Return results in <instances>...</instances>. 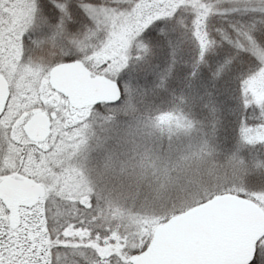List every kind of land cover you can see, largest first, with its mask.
I'll use <instances>...</instances> for the list:
<instances>
[{
	"label": "snow or ice",
	"instance_id": "6c2138e0",
	"mask_svg": "<svg viewBox=\"0 0 264 264\" xmlns=\"http://www.w3.org/2000/svg\"><path fill=\"white\" fill-rule=\"evenodd\" d=\"M0 82L16 113L0 111V178L44 185L35 224L0 204V264H216L198 255L231 213L264 212V0H0ZM107 176L153 196L122 201Z\"/></svg>",
	"mask_w": 264,
	"mask_h": 264
},
{
	"label": "water",
	"instance_id": "95a60500",
	"mask_svg": "<svg viewBox=\"0 0 264 264\" xmlns=\"http://www.w3.org/2000/svg\"><path fill=\"white\" fill-rule=\"evenodd\" d=\"M70 86L82 103L108 97V91L104 88L83 90L71 81ZM7 98V87L0 82V111L4 110ZM26 130L29 140L39 143L48 135V117L36 113L29 120ZM42 195L43 192L31 180H6L0 184V200L9 210L12 226L19 223L18 208L33 206ZM230 225L228 234L211 241L201 250L198 258L210 259L216 264H246V258L251 256L253 244L264 232L263 213L258 210L233 212L230 215Z\"/></svg>",
	"mask_w": 264,
	"mask_h": 264
},
{
	"label": "rangeland",
	"instance_id": "374dc122",
	"mask_svg": "<svg viewBox=\"0 0 264 264\" xmlns=\"http://www.w3.org/2000/svg\"><path fill=\"white\" fill-rule=\"evenodd\" d=\"M14 104L15 102L13 100H9L7 107H8V111L5 112V118L8 121H11L12 119L15 118V108H14ZM43 112L47 115V113L45 111H42L40 109H36L33 110L32 112ZM177 115H179V113H177ZM165 147L167 146V140H165ZM117 144L116 140H111L109 142V146L110 147H115ZM122 151V149H117V152ZM14 166V165H9ZM96 167H100V162L97 161L96 163ZM46 177H44L43 175H37L36 179L37 180H43ZM237 182H242L241 178L237 177ZM105 183H107L108 187L112 190V194L114 197H117L119 199H121L122 201H127V203L131 204L133 202L136 203H142L145 199H150L153 196V192L151 190V188L149 187V185L147 183H137L134 179H132L130 176H125V177H112V176H107L104 178ZM43 189H44V185L43 183H38ZM40 207H43V199L41 200L40 203ZM1 210V209H0ZM262 212V211H261ZM2 213V212H1ZM264 215V212H262ZM29 221L31 223H34L33 220ZM43 223V222H41ZM52 226L54 227L55 224L54 222H51ZM262 237H264V234L262 235ZM261 238V237H260ZM259 238V239H260ZM258 239V240H259ZM262 244H264V240L261 241ZM27 254V253H25ZM10 262L11 264H14L16 257H20L23 258V256H21V253L19 251L16 250H12L10 253ZM16 264H20L19 260L16 259Z\"/></svg>",
	"mask_w": 264,
	"mask_h": 264
},
{
	"label": "flooded vegetation",
	"instance_id": "af4514ba",
	"mask_svg": "<svg viewBox=\"0 0 264 264\" xmlns=\"http://www.w3.org/2000/svg\"><path fill=\"white\" fill-rule=\"evenodd\" d=\"M8 101H9V99H8ZM8 101H7V104H8ZM36 113H37L36 111L32 112V113H31V118H32V116H34ZM30 142H31V141H30ZM31 143H32V145L34 146V148H38V147H39V144H38V143H33V142H31ZM6 180H12V181H17V182H23V181H24L23 179H19V178H17V177L15 176V174H14L13 177H11V178H7V177H5V178H0V184H1L3 181H6ZM31 181H33V180H31ZM34 182H35V181H34ZM35 183H36V182H35ZM36 184L39 186L38 183H36ZM39 187L44 191V189H43L41 186H39ZM0 204L3 205V203H2L1 201H0ZM39 205H41V204H39ZM35 207H36V205L31 206V207H19V208H18L19 219H20L19 223H24L25 221H29V219H30V220H33V221H34L33 224H35V223H36V216H35L33 213H30V212L28 211L29 208H33L34 211H35ZM3 209H5L4 205H3ZM3 209L0 210V213L3 212ZM39 216H40V217L43 216V207H40V209H39ZM4 219L6 220V222L9 223V213H8V216H7V217H4ZM40 222H43V220H41ZM42 230H43V229H42ZM28 259H29V254H26V257H25L24 259H23V258H20V259H19V262H20V264H27ZM10 261H11V260H10ZM10 261H9V264H11ZM14 264H16V259H15Z\"/></svg>",
	"mask_w": 264,
	"mask_h": 264
},
{
	"label": "trees",
	"instance_id": "16d2710c",
	"mask_svg": "<svg viewBox=\"0 0 264 264\" xmlns=\"http://www.w3.org/2000/svg\"><path fill=\"white\" fill-rule=\"evenodd\" d=\"M151 200V198L150 199H145L143 202H145V201H150ZM31 257L29 256V259H30ZM29 259H28V261H27V264H28V262H29ZM34 259V258H33Z\"/></svg>",
	"mask_w": 264,
	"mask_h": 264
}]
</instances>
